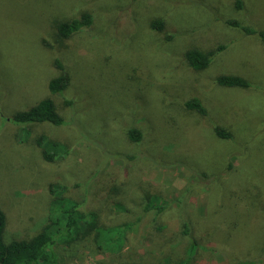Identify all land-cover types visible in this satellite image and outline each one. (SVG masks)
<instances>
[{
    "label": "rangeland",
    "instance_id": "1",
    "mask_svg": "<svg viewBox=\"0 0 264 264\" xmlns=\"http://www.w3.org/2000/svg\"><path fill=\"white\" fill-rule=\"evenodd\" d=\"M242 1L237 8L236 0H0L7 242L42 229L49 186L64 183L65 194L104 223L132 224L119 251L101 250L93 234L57 243L56 264H177L193 238V264H264V44L228 23L264 30V0ZM84 12L94 16L92 27L61 39L57 23ZM155 19L164 20L162 31L152 28ZM221 45L206 69L185 60L190 48ZM56 58L71 76L65 98L48 87L60 73ZM221 74L243 76L250 87L219 86ZM49 96L63 125L29 131L11 120ZM192 97L206 116L183 107ZM216 126L233 137H218ZM130 127L143 132L141 142L128 138ZM41 135L70 152L47 162L36 144Z\"/></svg>",
    "mask_w": 264,
    "mask_h": 264
},
{
    "label": "trees",
    "instance_id": "2",
    "mask_svg": "<svg viewBox=\"0 0 264 264\" xmlns=\"http://www.w3.org/2000/svg\"><path fill=\"white\" fill-rule=\"evenodd\" d=\"M237 8L243 6L242 0H236ZM94 16L89 12H84L79 17L63 20L57 23V34L61 39H68L75 33L92 27ZM232 26L241 28L246 34H258L264 44V30H258L253 26L244 25L237 20H229ZM152 28L158 31L164 29L163 19H155L151 23ZM224 45L217 49L202 51L196 48L188 49L184 56L187 64L195 70H203L210 66L214 55L224 49ZM55 66L60 73L53 77L48 84L51 95L64 97L65 90L69 87L71 76L63 62L55 59ZM215 82L222 87L246 89L250 87V82L243 76L236 74H221L216 77ZM70 103L68 100H64ZM183 107L189 111H196L200 115L206 116L208 113L202 100L192 97L183 103ZM18 124L25 125L24 128L30 131L33 124L48 122L53 125H63L65 119L58 111V107L52 96L40 100L36 105L26 110L16 112L11 118ZM218 137L230 139L233 133L222 126L214 128ZM127 136L132 142H141L143 132L136 127L127 129ZM36 144L42 150V156L47 162H53L66 156L70 149L64 143L51 139L47 135H41L36 139ZM68 185L55 183L49 186L52 200L48 206L47 215L44 218L42 229L34 236L26 239H12L7 242L4 238L7 228V216L0 208V264H56L57 257L55 245L71 243L84 240L90 236L94 237L101 250L119 251L124 247L126 241V231L132 223L120 225H109L101 221L100 213L96 210L84 209L81 201L65 194ZM119 208H122L119 206ZM156 209L161 212L164 207L146 205V210ZM184 235L190 236L189 221L183 224ZM192 236V235H191ZM197 241L191 240L189 256L184 257L177 264H193V255L196 251ZM95 264H108L97 262ZM113 264H139V263H113Z\"/></svg>",
    "mask_w": 264,
    "mask_h": 264
}]
</instances>
